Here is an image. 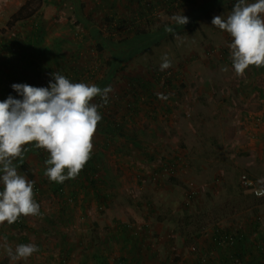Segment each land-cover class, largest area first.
<instances>
[{"label": "rangeland", "instance_id": "rangeland-1", "mask_svg": "<svg viewBox=\"0 0 264 264\" xmlns=\"http://www.w3.org/2000/svg\"><path fill=\"white\" fill-rule=\"evenodd\" d=\"M27 1L0 0V102L22 99L13 84L47 88L54 83L52 73L73 83L110 86L112 92L99 108L102 119L85 164L95 170L87 172L93 186L85 174L50 181L49 154L33 144L23 169L13 161L34 182L39 215L20 217V226L0 225V264H190L196 257L205 258L202 264H220L221 254L229 253L225 243L223 250L211 246L212 226L189 246L177 232L183 214L200 212L243 235V248L261 247L264 204L244 194L239 179L247 175L264 188V66H250L238 77L228 47L232 38L211 23L215 16L226 18L238 0H221L193 25L121 55L112 70L114 46L99 45L100 39L119 43L131 39L137 26L153 34L161 24L159 18L150 25L137 18L144 0ZM46 5L54 11L43 19ZM165 55L171 67L161 71ZM133 101L138 107L130 110ZM92 103L100 104V98ZM170 160L176 161L172 171ZM132 213L142 222H130ZM5 242L13 250L34 244L38 251L13 261ZM262 254L254 249L242 264H264Z\"/></svg>", "mask_w": 264, "mask_h": 264}, {"label": "clouds", "instance_id": "clouds-1", "mask_svg": "<svg viewBox=\"0 0 264 264\" xmlns=\"http://www.w3.org/2000/svg\"><path fill=\"white\" fill-rule=\"evenodd\" d=\"M170 19L177 25L188 23L181 14ZM211 23L232 38L228 47L238 77L250 66H264V0H238L226 18L215 16ZM169 67L171 62L165 55L160 70ZM52 78L54 83L47 88L13 84V91L22 99L9 96L0 102V225L39 215L34 182L19 174L13 164L16 158H23L25 145L34 144L49 154L45 176L56 183L75 179L91 157L92 138L102 119L99 108L108 104L112 88L73 83L59 73H52ZM96 97L100 104L92 103ZM159 98L165 97L161 94ZM4 247L13 261L26 260L38 251L34 244H20L13 250L5 242Z\"/></svg>", "mask_w": 264, "mask_h": 264}, {"label": "trees", "instance_id": "trees-1", "mask_svg": "<svg viewBox=\"0 0 264 264\" xmlns=\"http://www.w3.org/2000/svg\"><path fill=\"white\" fill-rule=\"evenodd\" d=\"M142 1V0H141ZM148 0H144L142 1V7L145 9V11H142L141 13H138L139 16L137 18H141L143 20H145V22H147V24H152L151 22L153 20L157 21L158 18L161 21V24L158 28V30L156 32H154L153 34H149L147 32H144L142 30H140V26H137V29H133L134 31L131 32L133 33V37L131 39H125V40H121L119 43H113L112 40L110 39H100L101 42H99L98 44H102V46L106 45V44H112L114 46L113 51H112V64L110 66L111 70L114 69V65L115 63L121 61V55H125V57H129L130 54L135 53L137 51L140 50H145L146 48H148L149 44L152 43L154 41L155 38L159 37L162 33L168 32L166 29L168 28H172L173 30H180L182 28H186L189 27L191 25H193V23L196 21V18H198L199 14L202 13L204 10H214V9H218L221 3V0H159V3L156 2H147ZM29 2V0L27 1V3ZM27 3L22 6L18 13H15L12 15V17L14 19H20V12L24 11L26 9V5ZM157 4V5H156ZM201 4V5H200ZM198 5H200L199 9H196V7H198ZM233 8V5H231V10ZM54 11V8L46 5L44 10L41 13V17L43 19H47L51 16L52 12ZM158 13V15H157ZM164 14V16H163ZM181 14L182 16H185L188 18V23L184 26L182 25H177L175 24L174 21H172L170 18L173 15H178ZM153 16V18H152ZM19 17V18H17ZM164 17V18H163ZM157 19V20H156ZM78 22H83L80 19H77ZM86 21H84L82 23V25L86 28L87 25L85 23ZM136 30V31H135ZM35 36L33 35V41H35ZM29 40V39H28ZM31 41V39L29 40ZM135 46H133V44H135ZM119 44V46H121V53H119V51H116V49L118 50L117 45ZM98 45V49L101 50V47ZM27 46H29V44L27 43ZM133 46V47H131ZM137 47V48H136ZM115 50V51H114ZM123 51V52H122ZM31 53L33 54L32 56H38L37 54V50H35V53L32 52V50L30 51V55ZM31 57V56H30ZM29 62V60H27V62H25V64H27ZM146 88V87H144ZM146 91H148V89H145ZM262 96L264 98V91L262 93ZM130 105H132L130 107ZM129 105V109L131 110L133 107L135 108L138 107L137 105V101H133L131 104ZM29 145V144H28ZM28 145H25V151L22 153V159L21 158H17L16 160V166L18 165L20 168H24V155L26 150L28 149ZM34 149H36V147L34 146V144L31 146ZM15 161V160H13ZM169 162H173V160H170ZM168 165H170L168 163ZM88 171H92L95 172L94 169H89L86 167V165L84 166V168L82 169V171H80L79 175L81 174H85V181H88L90 186L94 185V181L93 179H91L88 175L87 172ZM79 179V178H78ZM37 188V186H36ZM0 190H2L0 188ZM37 190V189H36ZM243 193L246 195H250L254 201H256L257 206H261L262 204H264V197L262 198H255L252 196V194H250V191L246 188L243 189ZM142 219L138 218L134 213H132V217L130 218V222L131 221H136V222H142ZM21 222L18 219L17 222L13 223V225L16 226H20ZM208 226H212V237H211V246H213L214 248L217 247H221V243H225L227 245V250L226 252L229 253V258L230 260H228V257L221 254V256L219 257V262L220 264H242L243 260H244V256L246 255V251H248L247 253V257L249 259V257H251L252 254V250H256V252L260 253L262 258V253L264 252V241L262 242V246L258 247L252 243V245H250L249 249L251 251H249V249L247 248H243L241 245L242 242V238H244L243 235H241L240 233H236L235 235L231 234L229 232L228 229H225L221 226H219V224H217V219H211L210 216L207 213H194L192 215H185L183 214L182 217H180L177 220L176 223V227H177V232L179 233L180 236L183 237L184 240V245L185 246H189L191 244L195 243V240L201 236L204 232V229ZM230 239V240H229ZM230 241V242H229ZM257 242V241H255ZM221 250L222 247L220 248ZM264 257V256H263ZM197 260L195 262H192L190 264H202L205 262V258L204 257H196ZM230 263H229V262ZM189 264V263H186Z\"/></svg>", "mask_w": 264, "mask_h": 264}, {"label": "built area", "instance_id": "built-area-1", "mask_svg": "<svg viewBox=\"0 0 264 264\" xmlns=\"http://www.w3.org/2000/svg\"><path fill=\"white\" fill-rule=\"evenodd\" d=\"M171 166L172 165L168 166V170H170V171H172L170 168ZM239 184H240L241 188L248 189L250 191V194H252L253 197H255V198L264 197V188L257 186V184H255L254 181L251 178H249L247 175L242 174L240 176Z\"/></svg>", "mask_w": 264, "mask_h": 264}, {"label": "crops", "instance_id": "crops-1", "mask_svg": "<svg viewBox=\"0 0 264 264\" xmlns=\"http://www.w3.org/2000/svg\"><path fill=\"white\" fill-rule=\"evenodd\" d=\"M175 163H176V161H174V160H173V162H172V163H171V162H169V164H170V165H172V166H175ZM249 247H250V246H247V247H244V248H249Z\"/></svg>", "mask_w": 264, "mask_h": 264}]
</instances>
